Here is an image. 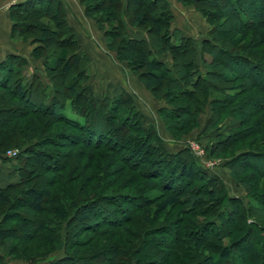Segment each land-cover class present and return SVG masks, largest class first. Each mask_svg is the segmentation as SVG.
I'll return each mask as SVG.
<instances>
[{"label":"trees","instance_id":"16d2710c","mask_svg":"<svg viewBox=\"0 0 264 264\" xmlns=\"http://www.w3.org/2000/svg\"><path fill=\"white\" fill-rule=\"evenodd\" d=\"M79 1L167 101L159 113L172 138L211 106L208 154L245 195H230L187 146L169 150L130 93L94 92L61 0L15 1L9 35L32 43L42 68L28 73L13 52L0 59V160H15L0 186V264H264V0H181L209 21L199 48L171 27L168 0ZM229 117L237 123L220 129Z\"/></svg>","mask_w":264,"mask_h":264},{"label":"crops","instance_id":"0c3cea01","mask_svg":"<svg viewBox=\"0 0 264 264\" xmlns=\"http://www.w3.org/2000/svg\"><path fill=\"white\" fill-rule=\"evenodd\" d=\"M15 1L19 0H0V59L3 58L8 52L17 53L24 56L28 60V66L26 70L28 73L33 70L40 72L42 68L41 59L31 58L29 55V50L32 46V43H29L26 40L13 39L9 35L11 20L8 15V6ZM168 2L173 14L171 27L177 26L181 30V33H187L184 32V29H186L187 26L186 20L189 19L188 13L190 14V17H198L194 16L198 14V11H196L191 5L183 4L180 0H168ZM61 3L64 9L66 22L74 30L75 37L79 43L80 51L86 55V73H96L99 77V80L103 79L104 81L107 80L106 83H112V87L107 91H104L107 95L112 96L118 94L121 91H127L130 93L134 97L135 103L140 111L145 116L147 114L149 118L152 111H150L149 107L143 104V100L147 99L152 105H155L156 108L154 110L157 112V115L160 118L155 119L152 118V116L150 120H154L156 125L158 124L157 130L163 139L165 146L172 151L182 147V140L173 139L170 136L161 116L159 115V107L165 104L164 100L162 98L153 96L145 86L143 87V84L139 82L137 76L133 74V72L127 67L126 62L124 63L122 60H118L115 50L109 49L106 46L103 32L98 28L95 19L84 13L83 5L79 0H61ZM173 6H175V8H173ZM128 27L131 30V35L133 36L143 37L145 35H142V30L140 32L132 26ZM203 33L202 36H204ZM202 38L194 39L195 45L197 47L200 46ZM109 51L113 53H109ZM110 54L112 56L114 54L113 57H115L120 62L119 65H115L111 61ZM160 58L163 59L167 65H170V57L167 53L161 55ZM167 58L169 61H167ZM98 59L104 60V62L108 63V70L104 71L105 74L102 72V70H97L95 72V69L92 68V63L98 61ZM209 113L210 109H207L205 111L204 122L207 119ZM202 126H204V123ZM208 138L209 137H205L206 140H208ZM3 162L5 161L0 160V186L12 181L15 178L12 166L6 167ZM1 166H5L3 167L4 169ZM57 255H59L58 251L50 253L48 258L53 256L55 257ZM44 262L45 261L38 260L36 262L30 263L23 258L7 257L5 258L3 264H43Z\"/></svg>","mask_w":264,"mask_h":264},{"label":"rangeland","instance_id":"374dc122","mask_svg":"<svg viewBox=\"0 0 264 264\" xmlns=\"http://www.w3.org/2000/svg\"><path fill=\"white\" fill-rule=\"evenodd\" d=\"M176 1V0H175ZM178 1V0H177ZM181 1V0H180ZM182 2V1H181ZM183 3V2H182ZM185 4V3H183ZM187 5H191L193 8L194 6L192 4H187ZM173 8H175V6H173ZM196 11H198L196 15L194 16H198V17H190V14L188 13V17L189 19L186 20V29H184V32H187V33H184V35H189L193 40L196 38V39H200L202 37H205L206 34H207V30L208 28L210 27V24H209V21L207 20L206 16L203 15L199 10H197L196 8H194ZM100 13H105V10H102V12ZM203 17V18H202ZM105 26L108 27L109 26V23H105ZM175 26V24H174ZM179 31H181L177 26H175ZM141 32V31H140ZM204 32V33H203ZM142 35H146L145 31L141 32ZM202 33L204 34V36H202ZM144 35V36H145ZM195 42V41H194ZM200 47V46H199ZM197 47V48H199ZM114 50V49H113ZM109 53H113V52H110ZM165 54V53H164ZM168 54V53H167ZM169 55V54H168ZM114 56V54H113ZM111 54H110V59L111 61L115 64V65H119V61L120 59H116L115 57H113ZM170 57V62H171V56L169 55ZM207 58L209 59V55L207 54ZM121 61V60H120ZM124 63L126 62L125 60H122ZM167 61L168 58H167ZM198 62H199V67L202 71H204V64L201 60V56L199 55L198 56ZM128 67V66H127ZM149 68H151L150 66H148ZM92 68L95 69V72L98 70H102V72L105 74V70H108V63L104 62V60H101V59H98V61H95L92 63ZM129 68V67H128ZM130 69V68H129ZM133 72V71H132ZM96 73H92V74H89L90 75V83L94 89V92L98 95H104L106 94L104 91H107L108 89H110L112 87V83L110 82H107V80H103V79H100L99 80V77L97 76V74L95 75ZM133 74H135L133 72ZM136 75V74H135ZM137 76V75H136ZM103 78V77H101ZM137 79L139 80V82L141 84H143V87L145 86L147 88V90H149L151 92V90L144 84V82L137 76ZM103 91V92H102ZM152 93V92H151ZM153 95V94H152ZM154 96V95H153ZM133 97V96H132ZM134 99V97H133ZM163 99V98H162ZM164 100V105H167V101L165 99ZM135 101V100H134ZM136 104V103H135ZM143 104L147 107H149L151 114H150V118L147 116L146 114V120L147 122L149 123H152L155 125V128L157 129V125H156V122L154 120H150L151 117L152 118H160L158 115H157V112L154 110L156 108L155 105H152L147 99H144L143 100ZM163 105V106H164ZM137 106V105H136ZM207 109H210V112H211V106L209 104H207L205 106V108L203 109V111L198 115L197 117V123L195 125H193L190 129H188L185 133H182L179 138L177 139H181L182 141V145L183 146H187L190 151L193 153L194 157L196 158V160H198V162L207 170H209L210 172H213V173H217L223 180L224 182V185L228 191V193L230 195H245V190L243 188V186L241 184H238L234 181V179L232 178L231 174H230V171H229V168L227 166H225L223 164V158L220 157V156H210L208 154L209 150L207 148V145L208 143L211 141V138H208V140L205 139V137H211L209 135H206V134H202L200 131L202 130L203 128V123L205 124L204 122V119H205V111ZM63 112L65 113V115H68V116H71V117H77L79 118L78 116H76L68 107L67 103L64 107V110ZM210 114V113H209ZM159 115L161 116V114L159 113ZM162 118V116H161ZM163 120V119H162ZM151 121V122H150ZM226 122L224 123V125L222 124L220 129L224 130L226 129L228 126H232L234 124L237 123L238 119L236 117H229L227 120H225ZM164 122V121H163ZM165 125V123H164ZM166 127V126H165ZM167 129V128H166ZM158 131V130H157ZM168 131V130H167ZM170 134V133H169ZM171 136V134H170ZM161 137V136H160ZM172 137V136H171ZM253 137V136H252ZM174 139V138H173ZM193 143V144H197L200 148V150L202 151L201 154H196L194 152V150L191 148L190 146V143ZM7 149H16L15 147H8L4 150V153ZM17 150V149H16ZM5 155H7L5 153ZM7 156H10V155H7ZM15 163V160L14 158H9L8 160H6L5 162H3V164L6 166V167H10L12 166L13 164ZM2 164V165H3ZM5 166H1L2 168L5 167ZM4 169V168H3ZM245 198V201H247V196L244 197ZM228 240L229 238L226 237L223 239L224 243H228Z\"/></svg>","mask_w":264,"mask_h":264},{"label":"built area","instance_id":"2783aa9c","mask_svg":"<svg viewBox=\"0 0 264 264\" xmlns=\"http://www.w3.org/2000/svg\"><path fill=\"white\" fill-rule=\"evenodd\" d=\"M191 148L194 150L196 154H201L202 151L200 150L199 146L197 144L190 143ZM7 155L13 156L16 153V149H7L5 151Z\"/></svg>","mask_w":264,"mask_h":264}]
</instances>
